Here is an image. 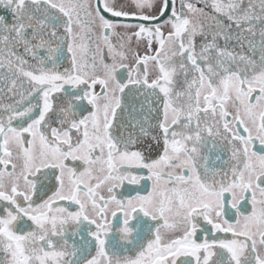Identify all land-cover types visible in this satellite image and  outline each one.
<instances>
[{
	"label": "snow or ice",
	"instance_id": "obj_1",
	"mask_svg": "<svg viewBox=\"0 0 264 264\" xmlns=\"http://www.w3.org/2000/svg\"><path fill=\"white\" fill-rule=\"evenodd\" d=\"M0 264H264V0H0Z\"/></svg>",
	"mask_w": 264,
	"mask_h": 264
}]
</instances>
